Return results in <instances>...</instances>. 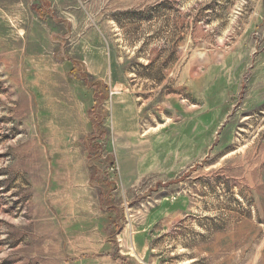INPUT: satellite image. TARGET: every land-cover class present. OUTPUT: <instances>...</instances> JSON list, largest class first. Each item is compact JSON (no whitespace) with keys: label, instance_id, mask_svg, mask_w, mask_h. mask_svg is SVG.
Wrapping results in <instances>:
<instances>
[{"label":"rangeland","instance_id":"rangeland-1","mask_svg":"<svg viewBox=\"0 0 264 264\" xmlns=\"http://www.w3.org/2000/svg\"><path fill=\"white\" fill-rule=\"evenodd\" d=\"M0 264H264V0H0Z\"/></svg>","mask_w":264,"mask_h":264}]
</instances>
